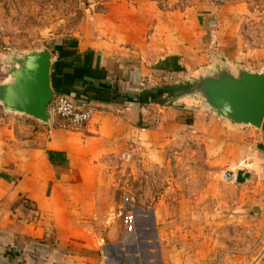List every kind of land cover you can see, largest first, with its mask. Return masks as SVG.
<instances>
[{"label":"rangeland","instance_id":"obj_1","mask_svg":"<svg viewBox=\"0 0 264 264\" xmlns=\"http://www.w3.org/2000/svg\"><path fill=\"white\" fill-rule=\"evenodd\" d=\"M125 39L141 42V49L152 52L145 60L149 68L177 48L190 58L203 54L206 63L196 66L205 68L213 57H225L222 50L227 48L243 58L238 62L262 71L264 0H0V60L43 47L57 51V43L68 40L130 48ZM182 76L143 77L136 94L190 78ZM4 79L0 70V81ZM123 81L120 87L124 94L136 91L129 89L126 78ZM147 105H155L156 114L173 116H155L158 123L145 126L148 132H144L142 144L129 147L135 153L130 164L123 165L118 155L117 159L116 155L106 158L115 182L101 192L102 200L95 206L97 218H83L91 229L85 233L86 240L95 248L72 246L69 250L94 255V264H251L253 258L254 264L263 258L264 157L256 138L245 134L256 130H227L218 135L210 126L216 138L207 145L198 132V140L191 137L184 143L183 133L169 138L162 134L174 129V120L194 123V105L167 96ZM0 112L6 118L0 129V167L6 152L15 166L21 165L26 140L33 139L24 137L28 130L23 129V123L35 121L5 114L1 107ZM52 125L74 131L57 118ZM156 129L159 133L154 138L150 132ZM242 132L245 135L239 136ZM156 141L159 146L154 150L151 144ZM237 170L250 171L252 179L243 185L228 182L225 174ZM154 229L156 242L150 234ZM43 242L37 239L34 245L39 248ZM27 244L26 248H11L10 253L19 258L12 255L9 262L29 263L27 256L37 249L33 243ZM118 245H123L121 250L130 259L117 257L114 248L118 250ZM152 254L155 257L148 261Z\"/></svg>","mask_w":264,"mask_h":264},{"label":"crops","instance_id":"obj_2","mask_svg":"<svg viewBox=\"0 0 264 264\" xmlns=\"http://www.w3.org/2000/svg\"><path fill=\"white\" fill-rule=\"evenodd\" d=\"M74 42H60L57 43V51L50 49L53 54L52 85L56 95L68 96L80 107H97L99 112L82 132L42 126L36 122L23 123V129L28 130L24 137L33 138L32 141L26 140L28 145L22 152L23 163L15 166L10 152H6L4 166L0 167V264H12L9 262L11 248L21 245L26 248L27 242L34 245L37 239L44 242L39 248L34 245L37 251L25 258L29 261L27 264H94V255L69 249L72 246L95 248L93 242L86 240L85 233L91 229L83 218H97L95 206L102 200L101 192L115 182L106 158L117 156L129 147L138 148L134 145L142 144L144 132H148L145 126H152L155 116H173L156 114L155 105L141 106L120 101L119 94L137 96L136 92L146 76L150 80L159 75L182 74V79L186 80L197 73L207 60L203 54L196 57L192 54L194 58H190L189 53L177 48L174 52H166L154 68H149L145 60L152 52L141 49V42L134 43L133 39H125L130 48L107 42L87 45L82 40ZM230 52L233 51L222 50L228 61L243 59ZM123 78L129 81V89L136 91L124 94L120 87V82L124 83ZM105 92L112 101L102 102L88 95L97 96ZM194 113L192 125L174 120L171 122L174 129L162 135L169 138L183 133L184 143L191 137L198 140L202 136L203 143L207 145L211 138H216L210 126L218 135L227 132L216 118L195 110ZM5 119L0 112V129ZM8 132L11 135V130ZM197 132L201 136H196ZM150 133L157 138L159 129ZM245 134L256 138L264 157V126L260 131L247 130ZM245 134L242 132L239 136ZM231 135L228 131L229 138ZM151 145L154 150L159 146L157 141ZM49 151L60 154L56 156L58 162L62 159L66 162L61 166L53 165ZM34 215L40 218H34ZM119 246L123 245H118V250L114 248V251L118 258H122L123 250ZM254 264H264V257L256 259Z\"/></svg>","mask_w":264,"mask_h":264},{"label":"water","instance_id":"obj_3","mask_svg":"<svg viewBox=\"0 0 264 264\" xmlns=\"http://www.w3.org/2000/svg\"><path fill=\"white\" fill-rule=\"evenodd\" d=\"M52 63L53 54L46 47L13 53L0 60V70L5 75L0 81V107L5 114L52 126L54 117L49 106L56 94L52 85ZM169 99L191 103L195 111L216 118L227 130L241 132L252 128L260 131L264 126V70L256 71L218 55L186 82L171 86ZM226 174L231 182L234 173ZM251 179L250 172L240 170L234 182L243 185ZM152 221L155 226L154 216ZM150 234L156 242L157 231L154 229ZM154 257L149 255L148 261ZM126 258L130 259L122 253V261Z\"/></svg>","mask_w":264,"mask_h":264},{"label":"built area","instance_id":"obj_4","mask_svg":"<svg viewBox=\"0 0 264 264\" xmlns=\"http://www.w3.org/2000/svg\"><path fill=\"white\" fill-rule=\"evenodd\" d=\"M49 110L52 111L54 120L56 118L60 119L63 122L64 127H69L77 132L85 130L99 112V108L97 107H80L74 99L56 94L49 106ZM154 122L158 123V119H155ZM134 154L133 151L127 149L118 154V158L123 165H127L131 163Z\"/></svg>","mask_w":264,"mask_h":264},{"label":"trees","instance_id":"obj_5","mask_svg":"<svg viewBox=\"0 0 264 264\" xmlns=\"http://www.w3.org/2000/svg\"><path fill=\"white\" fill-rule=\"evenodd\" d=\"M171 94V86H168L166 88L163 89H159V90H155V91H150V92H144L141 95H127L126 97L122 96L121 94L119 99L120 101H124V102H134V103H138L141 106L147 105V104H151L154 103L158 100H160L161 98H163L164 96H167V99H169ZM90 98H96L98 101H102V102H110L112 101L110 98V95H107L106 92L102 93V94H97V96H93L92 94H88ZM116 99H113V101ZM188 125H191L193 123V120H189L188 122H186ZM48 156H49V160L53 165H63L66 161L65 159H62L61 161H57L56 156H60L59 153H55V152H48ZM10 256H12L13 254L9 253ZM14 258H19V256L17 255H13ZM26 264V263H24Z\"/></svg>","mask_w":264,"mask_h":264},{"label":"bare ground","instance_id":"obj_6","mask_svg":"<svg viewBox=\"0 0 264 264\" xmlns=\"http://www.w3.org/2000/svg\"><path fill=\"white\" fill-rule=\"evenodd\" d=\"M237 174L236 173H234V176L231 178L232 180H231V182H234V180H235V176H236ZM225 179L227 180H229V178L227 177V174H225ZM227 180V181H228Z\"/></svg>","mask_w":264,"mask_h":264}]
</instances>
